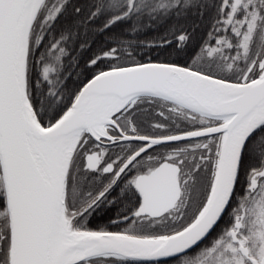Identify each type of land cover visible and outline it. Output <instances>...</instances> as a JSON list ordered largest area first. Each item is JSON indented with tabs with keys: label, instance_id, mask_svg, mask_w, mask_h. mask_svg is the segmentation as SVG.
Returning <instances> with one entry per match:
<instances>
[{
	"label": "snow or ice",
	"instance_id": "6c2138e0",
	"mask_svg": "<svg viewBox=\"0 0 264 264\" xmlns=\"http://www.w3.org/2000/svg\"><path fill=\"white\" fill-rule=\"evenodd\" d=\"M0 264H264V0H0Z\"/></svg>",
	"mask_w": 264,
	"mask_h": 264
}]
</instances>
